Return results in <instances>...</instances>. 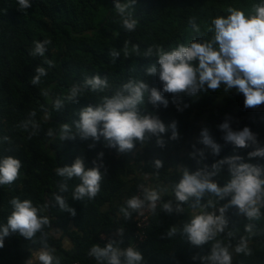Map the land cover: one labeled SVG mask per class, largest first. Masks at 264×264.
Here are the masks:
<instances>
[{
  "label": "trees",
  "instance_id": "trees-1",
  "mask_svg": "<svg viewBox=\"0 0 264 264\" xmlns=\"http://www.w3.org/2000/svg\"><path fill=\"white\" fill-rule=\"evenodd\" d=\"M41 250L264 264V0H0V264Z\"/></svg>",
  "mask_w": 264,
  "mask_h": 264
},
{
  "label": "built area",
  "instance_id": "built-area-1",
  "mask_svg": "<svg viewBox=\"0 0 264 264\" xmlns=\"http://www.w3.org/2000/svg\"><path fill=\"white\" fill-rule=\"evenodd\" d=\"M132 208L135 210L134 220L137 226L136 239L134 245L141 242L145 238L146 229L149 226L150 216L159 204L160 201L156 196L150 194L149 190L145 186L138 187L135 196L131 200ZM102 239H105L103 236ZM109 264H117V259L113 257Z\"/></svg>",
  "mask_w": 264,
  "mask_h": 264
},
{
  "label": "crops",
  "instance_id": "crops-1",
  "mask_svg": "<svg viewBox=\"0 0 264 264\" xmlns=\"http://www.w3.org/2000/svg\"><path fill=\"white\" fill-rule=\"evenodd\" d=\"M134 153H135L134 151H126L123 155L124 165L127 168L132 167ZM149 192L153 196L160 197L159 194L162 191H160L159 185H157V187L155 186L154 190H149ZM70 244H71L70 240L65 238L64 245L66 246V248L67 247L70 248L71 246ZM29 264H52L51 260L49 259V251H43V250L36 251L33 254Z\"/></svg>",
  "mask_w": 264,
  "mask_h": 264
}]
</instances>
